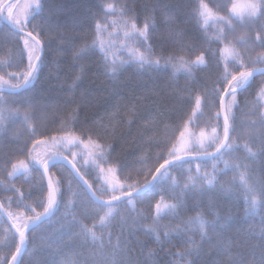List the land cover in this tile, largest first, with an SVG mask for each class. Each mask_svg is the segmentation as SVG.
<instances>
[{"label":"trees","instance_id":"trees-1","mask_svg":"<svg viewBox=\"0 0 264 264\" xmlns=\"http://www.w3.org/2000/svg\"><path fill=\"white\" fill-rule=\"evenodd\" d=\"M8 0H0V9ZM21 0L14 1L11 5L15 6ZM111 2V0H65L67 11L61 17L62 30L65 32L66 42L62 43L59 39H53L48 45V57L42 66L40 79L32 91L42 100L56 101L61 105V109L56 112L36 113L28 121L24 119L25 109H19V115H15L18 106L11 104L8 110L0 113V205L6 217L11 212L14 217H19V223H23L30 213L25 211L24 205L36 207L39 212L42 207H37L38 194L41 190L46 192V182L42 176V169L33 167L27 174L8 177L4 170L3 160L10 158L13 162L24 159L28 156V150L33 149L36 140H48L45 144L37 145L31 155L43 156L46 152L52 150L50 137L52 135H62V131L72 130L74 122L77 119L73 111L79 112L78 119L83 122L85 117L89 122L96 119L97 124L101 123L99 118L103 117V127L109 132L115 131L117 138L115 141L114 157H119L127 165V170L123 175L119 173L109 174L107 170L101 175L99 170L89 164L81 174L89 184L93 186V191L101 199H108L111 195L108 191L107 181H120L127 188L128 184L139 180H144V173L148 168L155 171L159 165L155 163L157 153L163 151L167 156V149L149 148L146 142L149 137H155L157 140L169 141L170 148L173 143H177L179 131L183 130L181 121L179 128L171 121H175L181 115L183 109H187L188 115H191V107L195 106V98L198 94L210 97L212 95V85L216 78L214 72L209 69L203 71L197 70L192 74L185 72L182 68H173L171 65L162 70L149 68L144 69L137 65H124L115 78L107 77L104 70L98 65L97 57L91 54L83 55L74 61L76 51L85 45L91 43L95 23L94 14H98L102 9L99 5ZM120 6L129 10V15L123 19H129L131 16L137 18L139 26L145 22L153 23L157 28V33L153 37V43L156 45L155 53L152 58L156 59L162 52L159 45L161 34L168 36L170 31L183 30L185 32L201 31L202 42L199 47L215 49V37L219 30L224 27L223 24L214 23L209 19L206 31L203 22L198 25L195 21H190L186 15L182 14L179 20L176 19L174 10L176 6L187 5L189 0H117ZM249 0H205V3L216 12V5L227 4L228 8L233 3L237 5V11H244L245 5ZM35 3V0H34ZM167 4L174 23L165 29V17L162 15V8ZM159 5V7H155ZM14 8V7H13ZM190 11V9L188 10ZM227 9L219 12L225 15ZM7 8L4 12V19L7 21ZM112 17L109 18L111 23ZM117 19H119L117 17ZM239 24V18L234 17ZM24 20V19H23ZM23 22V21H22ZM35 22V21H34ZM119 39L115 41L117 49L121 47L124 41L121 25L117 24ZM111 30V29H110ZM264 34V22H249L243 27L236 28L234 35L245 37L246 43H241L238 51L246 64L255 68H264V63H253V60L264 54V47L256 41L257 33ZM23 35V34H21ZM17 41L12 36L10 28L0 21V75L7 79V73L16 71L15 67H8L5 62H11L15 55ZM131 44V42H129ZM19 47L23 48V41H19ZM190 53L184 51L181 55L185 59H194L199 52ZM61 49L57 51V49ZM171 49L168 53L170 54ZM118 56H127V52H117ZM27 66V57L24 60ZM179 64V60H177ZM84 72L81 76V68ZM14 83V81H9ZM264 75L251 79L250 86L240 92L236 97V106L233 112L236 115V131L232 136L236 144L235 150L226 155L217 165L224 169V160L229 161L230 167L224 173H217L219 184L224 186L225 191H213L204 196L198 203L191 199L186 201V207L182 210L181 216L173 218L167 216L160 220L158 227L163 236L165 226L171 230L170 241L157 243L155 235L146 230L152 225L149 215V201L154 205L156 200L160 199L157 194L163 190L171 189L173 178H179L180 187L175 189L180 192L187 181L186 164L183 169L170 171L159 181L157 189L139 197L133 201V205L121 204L114 210L115 219H112L108 227H101L98 219L96 220L97 241L89 240L86 247L81 246V241L74 235L70 238L67 225L75 214L82 222L92 225V217L96 216L98 209L91 207L93 201L88 192L77 181L74 174L65 166L56 164L51 168L52 173H59L53 179L60 180L62 183V203L58 211H55L49 218L34 230L27 233V249L23 254L24 264H56L63 262H75L83 259L95 260L97 264H104V261H115L121 259L120 250L123 249V243H120V249H116L118 244L117 237L120 235L122 225H131L135 220L139 225L136 236L132 238L129 246L132 249L131 255L137 259L147 260L148 264H171L173 255L184 251L189 245L185 242L190 236L194 242L202 243L200 257L198 259H217L223 260L225 264H230L229 256L218 254L212 245L220 244L213 236L211 244L200 240L199 225L195 219L190 224H182L181 220L187 221L189 218H195L202 215L206 220H213L216 214L223 219L228 218L227 224L221 230L222 243L229 246L232 257L242 259L245 264H264V238L261 237V228L264 227V203L260 202L259 190L264 186V152L260 151L259 136L264 133V122L261 121V114H264ZM117 93L120 95L117 96ZM6 99L15 97L5 93ZM180 98L179 100L177 98ZM135 104V110L131 105ZM114 105H120V112L115 110L110 115H105L106 110L113 109ZM219 101L217 100V108ZM30 111V110H29ZM213 115L208 108H205L203 116L196 119L199 127L189 126L188 131L197 133L203 129L206 134H211V128L215 121L209 119ZM185 121L187 116H185ZM129 122H131L129 126ZM223 121L221 119V125ZM110 124H118L119 127L113 129ZM78 127V126H77ZM222 135V127H221ZM71 146L60 148V154L68 155L72 158ZM248 149L256 153L249 155ZM78 151V162L84 165V159L88 158V151L80 146ZM163 160H160L162 163ZM214 161L202 165L201 175L205 172L212 173ZM240 165L236 170L234 165ZM192 172L195 173L196 165H192ZM10 171V165L8 166ZM244 172L247 182L251 185L252 191H246L240 182V173ZM124 177H128L125 181ZM151 179V176L148 177ZM14 187L20 189L24 195L22 203L17 206V200L20 199V193H16L13 201L10 203L7 199L13 192L5 191V187ZM219 187V185H218ZM257 198V205L253 209L251 200L253 196ZM247 197V199H246ZM209 200L215 202V209L209 207ZM72 205H69V202ZM165 203L174 202L165 198ZM107 211V209H104ZM154 214V213H153ZM103 215V212H100ZM13 223V221H10ZM179 228L180 231H176ZM78 229H74V232ZM15 234L13 229L0 211V264L7 259L11 260V255L15 251L12 237ZM144 247H141V243ZM149 251L153 253L148 256ZM193 259V257H187Z\"/></svg>","mask_w":264,"mask_h":264},{"label":"snow or ice","instance_id":"snow-or-ice-1","mask_svg":"<svg viewBox=\"0 0 264 264\" xmlns=\"http://www.w3.org/2000/svg\"><path fill=\"white\" fill-rule=\"evenodd\" d=\"M13 5L6 6L8 16L7 21L10 25L12 36L17 41L16 51L11 62H5L8 67H15L16 71L7 73V79L0 75V113L8 110L9 104L13 107L18 106L15 115H19V109H25L24 119L28 121L36 113H47L49 111L56 112L61 109V105L56 101L42 100L41 98L32 95L36 83L40 79L41 69L48 57V45L53 39H59L62 43L66 42L65 32L62 30L61 17L67 11L65 0H35V3L27 4L23 10L24 20L21 21L19 16L13 15ZM19 7V5H16ZM99 7L102 9L98 14H94L93 21L95 23V30L91 43H85L74 56V61L78 60L83 55L91 54L96 56L98 65L104 70L107 77L115 78L121 71L124 65H137L139 68L144 69L147 65L149 68L162 70L171 65L173 68H182L185 72L192 74L197 70L203 71L209 69L215 73L216 78L212 85V95L210 97L203 94L196 95L195 106L191 107V115H188L187 109L181 111V115L175 121H171L179 128L181 121L183 123V130L179 131L177 143H173L169 148V141L157 140L155 137H149L146 146L149 148L155 147L159 149H167V156L163 151L157 153L155 163L159 166L155 167L153 172L148 168L144 173V180L141 183L139 180L128 184L127 188L120 181L112 180L107 181L108 191L111 195L108 199H101L95 191L93 186L84 179L81 174L85 168L91 164L99 173L103 175L105 170L109 174L123 173L127 170V165L119 157H114L115 141L117 134L115 131L109 132L107 128L103 127V117L100 124H97L96 119L89 122L85 117L81 122L79 112L74 110L73 115L77 117L74 122L72 130H58L62 131V135H52L51 148L52 150L46 152L43 156L31 155L33 149L40 144H45V140H36L33 144V149L28 150V156L24 159H19L13 162L10 158L6 157L3 160L4 170L7 172L8 177H15L21 174H27L33 167L42 169V176L47 179L46 192L41 190L38 194L37 207H42L43 211L39 212L36 207L24 205L25 211L30 213L23 223H19V217H14L9 212L8 220L13 221L11 227L15 229V234L12 241L15 242L18 237V242L14 243L15 251L11 255V260L5 259L3 264H24L23 253L27 249V233L34 230L49 218L55 211L59 210L62 203V183L60 180L53 179L59 173H52L51 168L55 167L59 162L62 167L66 164L71 167L72 172L85 185H88V192L93 203L91 207L98 209L96 216L92 217L93 223L89 226L87 223L82 222L75 214L72 220L68 222L67 229L71 236H75L81 241V246L86 247L89 240L92 242L97 241L99 238L94 229L96 228V220L98 219L101 227H108L112 219H115L114 210L119 208L121 204L133 205V201L139 197L157 189L159 181L162 177L169 174L170 171L175 169H183L187 164V181L180 192L176 193L175 189L180 187L179 178H173V186L171 189L163 190L157 193L160 196L154 205L149 201V215L152 220V225L146 230L155 235L157 243L163 241H170L171 230L165 226L163 236L160 234L158 227L160 220L167 216L178 218L181 216L182 210L186 207V201L191 199L198 205L199 201L206 195L213 191H225L224 186L219 184L217 173H224L230 167V163L224 160V169L218 168V164L226 155H230L236 148V144L232 139L236 131L235 122L236 115L233 108L236 106L237 95L245 91L250 86L251 78L255 73L260 72L264 74V68H255L246 64L241 53L237 50L241 43H246L245 37L241 35L236 37L234 35L236 28L243 27L249 22L261 21L264 22V0H249L245 5L244 11L238 12L237 5L232 4L228 8L227 4L216 5V12L209 7L205 0H189L187 5L176 6L174 14L177 20L181 15H186L190 21H195L198 25L203 22L206 31L209 19L214 23L223 24L224 27L219 30L216 35L215 49L199 47L202 42V33L197 28L196 31L185 32L183 30L170 31L168 36L161 34L159 45L162 52L156 59L152 57L156 55L153 43V37L157 33L155 22H145L143 26H139L137 18L133 15L129 19H123L129 15V10L120 6L117 0L105 2ZM159 7V5L154 6ZM190 9V11H188ZM227 9L225 15H220L219 12ZM3 10L0 9V12ZM162 15L165 17V29L174 23L172 16L169 15V7L167 4L162 8ZM112 17L111 23L109 18ZM117 17L119 19H117ZM234 17H238L240 23L237 24ZM35 21V22H34ZM121 25L123 31L124 41L119 49L115 46V41L119 39V32L117 24ZM111 29V30H110ZM23 33V35H21ZM19 41H23V48L19 47ZM256 41L259 42L261 47H264V34L257 33ZM131 42V44L129 43ZM199 47V52L195 55L194 59H185L182 52L188 51L194 53ZM170 54L165 55L169 52ZM61 49H57L60 51ZM117 52H127V56H118ZM27 57V66L25 67L24 60ZM179 60V64H177ZM264 63V54L257 56L253 63ZM81 76L84 69L81 68ZM14 81V83H9ZM264 92V89H262ZM5 93L15 97L14 99H6ZM120 94L117 93V96ZM180 99L179 97L177 98ZM217 100L219 105L217 108ZM205 108H208L213 115L209 119L214 120L215 123L211 128V134H206L205 130L201 129L198 133L196 131L189 132V126L193 128L199 127L196 119L203 116ZM131 109L135 110V104L131 105ZM30 110V111H29ZM115 110L120 112V105H114L113 109L106 110L105 115H110ZM185 116L187 120L185 121ZM221 119L223 121L221 125ZM261 121L264 122V114H261ZM131 122H129L130 126ZM2 126V125H0ZM78 126V127H77ZM115 129L118 124H110ZM222 127V135H221ZM260 140V151L264 152V133L258 137ZM71 146L69 149L72 152V158L69 159L67 154L60 155V148ZM83 146L88 151V158L84 159V165L81 166L78 162V151L72 149H79ZM249 155H255L251 149H248ZM160 160H163L160 163ZM214 161L212 165V173L205 172L201 175L202 165ZM10 165L11 170H8ZM192 165H196L195 173L192 172ZM236 170H239L240 165H234ZM151 176V179L148 177ZM128 177H124L126 181ZM240 182L245 187L246 191H252L251 185L247 182L244 172L240 173ZM219 185V187H218ZM5 191L13 192L12 196L7 199L11 203L16 193H20V199L17 200L19 206L24 195L20 189L14 187H5ZM260 202L264 203V186L261 187L258 193ZM171 199L174 202L165 203V198ZM247 199V197H246ZM258 201L254 195L251 200L253 209H255ZM72 205V202H69ZM3 206L0 205V208ZM209 207L215 209L216 204L214 201L209 200ZM107 209V211H104ZM103 212V215H100ZM154 213V214H153ZM195 219L199 225L200 240L211 244L213 236L216 237L217 245H212L220 255L229 256L230 264H245L242 259H236L231 256L229 246L222 243L221 230L227 224L228 218H221L216 214L214 219L209 221L203 218L202 215H197L195 218L189 220H181L182 224H190ZM264 223V221H262ZM139 225L135 220L131 225H122L120 235L117 237L118 244L116 249H120V243H123V249L120 250L121 259L115 261H104V264H148L147 260L137 259L131 255L132 249L129 247L132 243V238L136 236ZM74 229L78 231L74 232ZM176 231H180L179 228ZM261 237L264 238V227L261 228ZM189 246L179 253L170 255L174 256L171 264H225L223 260L217 259H198L203 247L202 243L194 242L189 236L185 241ZM141 243V247L144 245ZM153 253L149 251L148 256L151 258ZM193 257V259H187ZM51 264H56L55 261ZM63 264H97L95 260L83 259L75 262H63ZM168 264V262H165Z\"/></svg>","mask_w":264,"mask_h":264},{"label":"rangeland","instance_id":"rangeland-1","mask_svg":"<svg viewBox=\"0 0 264 264\" xmlns=\"http://www.w3.org/2000/svg\"><path fill=\"white\" fill-rule=\"evenodd\" d=\"M34 3V0H21L18 2L16 5H19V7H16V5L13 8V15L14 16H19L21 21H23L24 16H23V10L25 5L27 4H32ZM62 156V154H60Z\"/></svg>","mask_w":264,"mask_h":264},{"label":"water","instance_id":"water-1","mask_svg":"<svg viewBox=\"0 0 264 264\" xmlns=\"http://www.w3.org/2000/svg\"><path fill=\"white\" fill-rule=\"evenodd\" d=\"M260 75H264V74H262V73H260V72H257V73H255V75L252 77V78H255V77H257V76H260ZM251 78V79H252ZM57 164H61V163H57ZM66 165V164H65ZM70 170H71V167L70 166H68V165H66ZM72 171V170H71ZM76 178H77V180L83 185V187L87 190V192H88V185H85L84 183H83V181L82 180H80L77 176H76ZM45 181H46V184H47V179L45 178ZM89 193V192H88ZM90 195V194H89ZM10 224V223H9ZM10 225H12V224H10ZM15 230V229H14Z\"/></svg>","mask_w":264,"mask_h":264}]
</instances>
